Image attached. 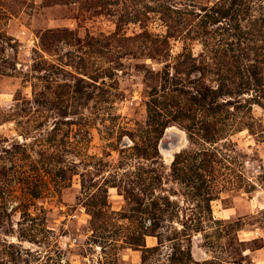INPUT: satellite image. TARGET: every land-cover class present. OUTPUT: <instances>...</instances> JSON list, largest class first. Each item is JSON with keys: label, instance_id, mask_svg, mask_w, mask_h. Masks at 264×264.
Masks as SVG:
<instances>
[{"label": "rangeland", "instance_id": "rangeland-1", "mask_svg": "<svg viewBox=\"0 0 264 264\" xmlns=\"http://www.w3.org/2000/svg\"><path fill=\"white\" fill-rule=\"evenodd\" d=\"M0 264H264V0H0Z\"/></svg>", "mask_w": 264, "mask_h": 264}, {"label": "water", "instance_id": "water-1", "mask_svg": "<svg viewBox=\"0 0 264 264\" xmlns=\"http://www.w3.org/2000/svg\"><path fill=\"white\" fill-rule=\"evenodd\" d=\"M169 136H175V133L173 132H170L168 133ZM177 136V135H176ZM180 141H181V138L179 139V137L176 139V143H174L173 145H169V144H162L161 145V150L164 152V153H169L171 152V150H177L178 147L180 146Z\"/></svg>", "mask_w": 264, "mask_h": 264}, {"label": "bare ground", "instance_id": "bare-ground-1", "mask_svg": "<svg viewBox=\"0 0 264 264\" xmlns=\"http://www.w3.org/2000/svg\"><path fill=\"white\" fill-rule=\"evenodd\" d=\"M168 130L176 132V130L173 128H169Z\"/></svg>", "mask_w": 264, "mask_h": 264}]
</instances>
